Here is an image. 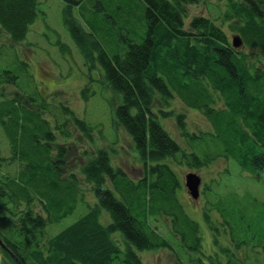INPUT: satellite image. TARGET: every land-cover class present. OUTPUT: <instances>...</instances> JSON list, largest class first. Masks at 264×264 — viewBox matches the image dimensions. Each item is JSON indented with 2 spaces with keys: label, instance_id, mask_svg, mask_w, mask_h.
<instances>
[{
  "label": "trees",
  "instance_id": "1",
  "mask_svg": "<svg viewBox=\"0 0 264 264\" xmlns=\"http://www.w3.org/2000/svg\"><path fill=\"white\" fill-rule=\"evenodd\" d=\"M225 1L212 17L190 13L207 0H62L64 22L85 61L100 63L102 85L120 100L114 125L132 137L144 174L135 181L114 167L110 152L93 144L99 125L68 103L51 105L42 91L37 96L45 101L35 102L15 90L17 77H0V240L7 249L0 245V264H145L141 254L159 250L174 252L178 264H249L236 250L264 253V217L255 222L243 214V196L209 202L223 219L215 242L220 233L236 248L217 245L221 252L213 255L204 243L212 213L204 212L201 229L178 195L185 184L175 167L199 171L219 157L264 176V0ZM48 2L0 0V31L12 45L25 42ZM227 30L244 49L234 48ZM91 90L83 89L84 100ZM157 98L163 108L156 109ZM175 99L211 129L192 131L187 114L172 112ZM168 120L175 121L176 136L166 129ZM75 137L94 146L81 167L93 205L67 168V144ZM217 184L206 189L214 193ZM81 205L90 207L61 229ZM159 223L177 247L159 233Z\"/></svg>",
  "mask_w": 264,
  "mask_h": 264
},
{
  "label": "rangeland",
  "instance_id": "2",
  "mask_svg": "<svg viewBox=\"0 0 264 264\" xmlns=\"http://www.w3.org/2000/svg\"><path fill=\"white\" fill-rule=\"evenodd\" d=\"M207 1L209 4L206 6L202 4L189 6L191 15L209 14L214 17L218 14L215 10L218 6L225 10V0ZM40 10L42 12L46 11V17L42 13L39 15L25 42L12 45L6 34L0 31V44L7 43L11 45L0 46V77H17V88L15 90L22 96L25 94L27 97H32L38 103H43L46 100L49 104L55 106L59 105L58 101H64L72 106L78 116L85 119L92 126L99 125L93 135L94 146L99 147L100 145L102 149L108 150L110 156L112 155L114 167L122 168L127 176L133 180H140L144 174L143 163L138 156L132 137L122 127L114 125L113 108L120 103V100L116 94L104 87L105 85H102L104 73L100 63L97 61L98 63L91 67L85 61L64 22V4L62 0H49L47 6L43 9L40 7ZM208 10H211V12H208ZM73 14L77 15V10H74ZM84 29L88 30L87 28ZM227 33L233 41L236 34L234 35L230 30H227ZM59 42L69 46L70 51L61 50ZM3 70L8 71L9 74L1 75ZM3 79L0 78V81ZM86 86H91V92L93 93L92 96H89L88 101L84 100L82 94ZM1 87L2 84H0V89ZM7 89L8 92L14 93L13 87L8 86ZM38 91L44 92L45 100L37 96ZM8 96L11 97V94L8 93ZM160 101L157 98L155 102L156 109L164 107ZM171 106L174 108L172 112L187 114V125L192 131L199 132L211 129L209 122L199 112L191 109L187 110L179 99L173 100ZM43 112L45 111L38 114L44 117ZM164 125L173 136H176L173 133L177 130L174 120L165 121ZM32 135L33 131L28 134L30 138ZM67 145L68 171L77 175L79 184L84 191L85 202L93 205L94 198L90 187L84 182L81 175V167L88 162L86 153L94 154L92 151L94 146L87 143L86 140L78 143L76 137L75 141H71ZM111 148L113 149L112 154ZM175 169L183 185L186 183V177L192 173L199 175L202 179L198 200H194L190 196L186 185L178 192V195L187 213L199 223L201 229L203 224H207L203 216L204 212L209 210L212 213L210 214L214 226L211 225L213 229L211 226L206 227L208 237L204 242L206 243L207 254L215 255L221 252L217 245L228 246L230 244L234 247L231 240L223 235L221 236L220 233H218V243L215 242L214 234L223 226V219L219 214L210 210L209 202L214 205L219 199L228 195H236L240 198L243 196L244 207L239 210L243 214L249 215L255 222L263 219L264 176L262 174L250 175L243 172L233 160L226 161L222 157L217 158L209 166L199 171H192L185 167H175ZM219 180H221L222 186H219ZM213 183H218V188L214 189V193L210 191L211 189H206V184L213 185ZM89 207L79 206L73 215L60 224L61 229L76 222L88 211ZM157 226L159 233L168 237L173 245L177 247V244L169 235L168 228L160 223ZM216 228L217 230H215ZM236 253L238 259L246 260L249 264H264L263 250L259 251L258 247L243 246L240 251L236 250ZM142 254L145 264H178L175 253L168 250L144 252ZM223 256L224 254L220 255L221 258Z\"/></svg>",
  "mask_w": 264,
  "mask_h": 264
},
{
  "label": "water",
  "instance_id": "3",
  "mask_svg": "<svg viewBox=\"0 0 264 264\" xmlns=\"http://www.w3.org/2000/svg\"><path fill=\"white\" fill-rule=\"evenodd\" d=\"M232 45L234 46V48L240 49V48H243L244 43H243V40L241 39L240 36H235V37H233V44ZM185 185H186V188H187L190 196L194 200H198L200 197V191H201V187H202L201 177L195 173H192L186 177ZM0 245L4 249H6V247L3 245L1 240H0Z\"/></svg>",
  "mask_w": 264,
  "mask_h": 264
}]
</instances>
